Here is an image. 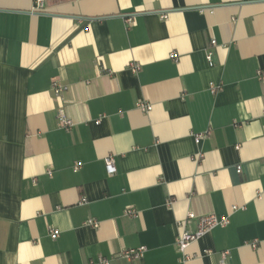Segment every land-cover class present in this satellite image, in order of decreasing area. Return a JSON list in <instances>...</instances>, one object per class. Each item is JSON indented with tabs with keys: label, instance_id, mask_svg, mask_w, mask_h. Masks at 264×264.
<instances>
[{
	"label": "crops",
	"instance_id": "obj_1",
	"mask_svg": "<svg viewBox=\"0 0 264 264\" xmlns=\"http://www.w3.org/2000/svg\"><path fill=\"white\" fill-rule=\"evenodd\" d=\"M33 5L0 0V264H264V0ZM189 212L229 222L183 260Z\"/></svg>",
	"mask_w": 264,
	"mask_h": 264
},
{
	"label": "built area",
	"instance_id": "obj_2",
	"mask_svg": "<svg viewBox=\"0 0 264 264\" xmlns=\"http://www.w3.org/2000/svg\"><path fill=\"white\" fill-rule=\"evenodd\" d=\"M45 7V0H34V5L33 9L36 11H42ZM162 19L166 18V15L163 14L160 16ZM125 22L130 24L132 22L131 17L125 18ZM215 44L214 39L210 41V45L213 46ZM169 56L173 59H176V53L171 52ZM211 52L209 50H206V60H208V63L211 65ZM129 67L133 72H137L139 70L140 65L137 62H130ZM259 79L263 80L264 79V74L261 73V71L257 72ZM67 86L60 83L57 79H52L51 82V90L56 99H61V95L66 91ZM216 88L211 87L210 92L215 93ZM137 109H139L142 112H148L151 110L152 106L149 103H146L145 101L139 100L136 103ZM56 124L57 127L60 129H64L66 131L71 130L73 127L74 123L72 119L68 118L62 111H59L56 117ZM98 122V120H97ZM210 135V130L207 129L206 131L199 132L193 134V139L196 144L200 143L203 139L207 138ZM104 164H105V169L106 173L108 174H113L115 173V166H114V158L112 155H108L104 159ZM241 166L238 165L236 167L237 172L241 171ZM49 173V171H48ZM238 207L236 205H233L231 207V210L234 211ZM124 214L128 216H136L137 212L131 208V207H126L124 209ZM187 219H195L196 220V228L194 231L189 232V231H182L177 234L175 238V247L176 250L181 254V257L183 260H188L190 255L187 252V247L197 241L200 237L205 235L206 233L210 232L212 229L216 227H224L228 224L229 222V215H223V216H218L215 213H208V214H203V215H195L193 212L187 213ZM86 225H89L90 227H98V222L94 219H87L86 220ZM181 223H178L180 225ZM59 234V230L55 228H51L49 230V236L51 238H56ZM260 245L264 247V240L260 241ZM252 247H257V242L252 241L251 242ZM145 251L144 246H139L137 248L132 249H126L123 250L121 253H119L120 257L125 258L127 260H132V259H139L143 256V253ZM227 254V251H224L221 253L222 258H224ZM110 259L107 257H102L99 256L96 260V264H109Z\"/></svg>",
	"mask_w": 264,
	"mask_h": 264
}]
</instances>
